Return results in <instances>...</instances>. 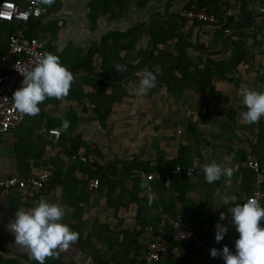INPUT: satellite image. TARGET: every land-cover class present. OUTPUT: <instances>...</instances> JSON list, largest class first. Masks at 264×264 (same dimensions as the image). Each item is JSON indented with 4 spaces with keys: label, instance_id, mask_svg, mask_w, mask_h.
Segmentation results:
<instances>
[{
    "label": "crops",
    "instance_id": "0c3cea01",
    "mask_svg": "<svg viewBox=\"0 0 264 264\" xmlns=\"http://www.w3.org/2000/svg\"><path fill=\"white\" fill-rule=\"evenodd\" d=\"M2 1V0H0ZM25 6L28 0H10ZM204 5L231 33L178 17L180 7ZM264 0H55L24 26L27 37L58 56L74 75L69 94L48 98L36 116L25 115L0 135V178L48 175L41 194L12 190L0 197V264H38L7 230L19 208L40 198L65 208L61 223L77 242L45 264H143L149 241L170 245L154 264H224L210 249L233 251L238 236L227 212L243 204L264 173L244 166L246 155L264 159V117L245 123L241 86L264 89ZM17 24L0 21V49ZM116 64L127 66L118 72ZM156 87L138 96L142 70ZM76 116L72 134L63 115ZM210 124V125H208ZM60 131L58 139L49 130ZM92 161V165L90 164ZM234 167L230 178L209 183L205 163ZM199 171L195 178L175 166ZM94 168V169H93ZM153 176L145 181L140 173ZM98 179L95 191L87 181ZM192 230L189 245L172 243L162 213ZM220 213L226 219L220 220ZM228 231L215 241L216 225ZM264 226V221H261ZM219 226V225H218Z\"/></svg>",
    "mask_w": 264,
    "mask_h": 264
},
{
    "label": "clouds",
    "instance_id": "9594fccd",
    "mask_svg": "<svg viewBox=\"0 0 264 264\" xmlns=\"http://www.w3.org/2000/svg\"><path fill=\"white\" fill-rule=\"evenodd\" d=\"M51 6L55 0H40ZM118 72L127 71V66L116 64ZM23 77L21 86L13 93L12 102L20 113L36 116L40 112L39 105L48 98L62 100L69 94L74 82L73 73L62 66L58 56L44 51L35 66L20 72ZM140 76L135 92L143 96L156 87V75L148 69L137 73ZM238 95L246 111L240 113V118L248 124L258 123L264 117V89L260 91L241 86ZM210 125V124H208ZM202 171L209 183L216 182L221 177L230 178L231 167H222L217 162L205 163ZM223 204L234 203L228 209L231 223L238 233L235 240V252L227 246L222 250L212 248V258H222L224 264H264V206L253 196L248 197L243 204L237 202V197L221 196ZM65 216V208L58 203H50L45 198L35 202L29 209L19 208L14 220H10L7 230L14 236L15 245L28 250L30 259L45 264L48 258H56L59 253L66 252L79 239V234L73 232L66 224L61 223ZM226 219L225 213H220V220ZM219 225V226H218ZM228 231L227 226L216 225L215 241L219 243Z\"/></svg>",
    "mask_w": 264,
    "mask_h": 264
},
{
    "label": "built area",
    "instance_id": "2783aa9c",
    "mask_svg": "<svg viewBox=\"0 0 264 264\" xmlns=\"http://www.w3.org/2000/svg\"><path fill=\"white\" fill-rule=\"evenodd\" d=\"M148 2L150 0H135ZM42 3L40 0H28L25 6H20L10 0L0 1V21L17 24V27L9 35L5 48L0 49V135L19 127L25 119V114L15 109L12 96L21 86L23 77L20 72L26 68L35 66L40 59L43 49L42 42L33 37H27L24 26L31 20H36L41 16ZM257 14L264 19V5L257 9ZM179 18L206 24L220 29L223 35L228 36L231 31L223 27L222 20L211 13L206 6L201 5L195 8L180 7L177 11ZM48 135L53 139H58L60 131L57 129L49 130ZM92 165V161H90ZM244 166L256 175L264 173V159H255L251 155H246ZM94 169V168H93ZM237 170L236 167L233 168ZM173 173L186 177L195 178L199 171L192 167L175 166ZM140 176L145 181H151L153 176L141 172ZM49 177L45 174L38 176H28L18 178L10 176L0 178V197L7 195L12 190L31 192L34 195L41 194L43 187L48 183ZM99 186L98 179L87 181V188L95 191ZM264 206V188L256 185L248 197L253 196ZM247 197V199H248ZM246 199V201H247ZM162 218L170 229V239L179 245H189L194 239V232L186 228L181 222L170 217L166 212L161 211ZM261 226H263L261 224ZM233 240V253L235 252V240ZM170 251L169 243L164 239L149 241L141 256L144 264L162 263L167 261Z\"/></svg>",
    "mask_w": 264,
    "mask_h": 264
},
{
    "label": "water",
    "instance_id": "95a60500",
    "mask_svg": "<svg viewBox=\"0 0 264 264\" xmlns=\"http://www.w3.org/2000/svg\"><path fill=\"white\" fill-rule=\"evenodd\" d=\"M75 123H76V116L71 112L65 113L63 115V126L61 128V131L65 134L71 135Z\"/></svg>",
    "mask_w": 264,
    "mask_h": 264
},
{
    "label": "trees",
    "instance_id": "16d2710c",
    "mask_svg": "<svg viewBox=\"0 0 264 264\" xmlns=\"http://www.w3.org/2000/svg\"><path fill=\"white\" fill-rule=\"evenodd\" d=\"M173 243V242H172ZM143 262V261H142ZM144 264V263H143Z\"/></svg>",
    "mask_w": 264,
    "mask_h": 264
}]
</instances>
